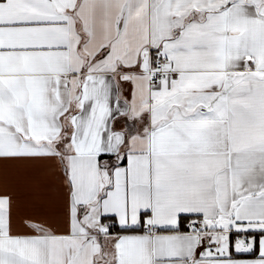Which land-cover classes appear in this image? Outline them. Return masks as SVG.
Listing matches in <instances>:
<instances>
[{
	"label": "snow or ice",
	"instance_id": "1",
	"mask_svg": "<svg viewBox=\"0 0 264 264\" xmlns=\"http://www.w3.org/2000/svg\"><path fill=\"white\" fill-rule=\"evenodd\" d=\"M0 264H264V0H0Z\"/></svg>",
	"mask_w": 264,
	"mask_h": 264
}]
</instances>
